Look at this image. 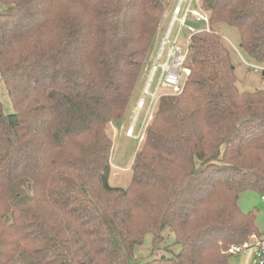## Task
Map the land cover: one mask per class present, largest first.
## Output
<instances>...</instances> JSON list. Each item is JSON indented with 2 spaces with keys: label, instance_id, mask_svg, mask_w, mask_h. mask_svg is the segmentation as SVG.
Wrapping results in <instances>:
<instances>
[{
  "label": "trees",
  "instance_id": "1",
  "mask_svg": "<svg viewBox=\"0 0 264 264\" xmlns=\"http://www.w3.org/2000/svg\"><path fill=\"white\" fill-rule=\"evenodd\" d=\"M168 1L0 0V264H129L148 235L167 251V229L180 252L144 264H230L263 235L238 202L264 197V90L239 91L215 26L264 65V0L200 1L209 28L190 38L182 91L160 97L129 185L111 184V129Z\"/></svg>",
  "mask_w": 264,
  "mask_h": 264
},
{
  "label": "rangeland",
  "instance_id": "2",
  "mask_svg": "<svg viewBox=\"0 0 264 264\" xmlns=\"http://www.w3.org/2000/svg\"><path fill=\"white\" fill-rule=\"evenodd\" d=\"M201 0H169L168 7L166 13L163 17L162 23L165 22L167 25L162 26L157 36L160 35V40L158 41V50L154 53L155 55L152 57L154 51L152 49L150 57L152 61L149 62V72L148 76H146L145 81L140 87L141 83L138 85L134 97L132 99L131 105L129 107L128 113L124 119L115 123V127H112V132L115 138L114 148L111 156V163L114 169L111 176V184L116 187L126 188L131 180L132 170L131 166L137 151L140 150L143 139H144V130L147 124L153 119L154 110L158 104L160 97L171 95V88L168 86H161V92L158 90L153 91L156 88L158 82L161 80L163 76V68L159 67L156 74L152 75L154 67L159 62L160 52L163 43L166 40V35L168 28L172 26V23L175 19V14L180 7V15H178L179 21L173 26V37L178 35V30L181 27V20L186 17V23L184 25L183 30L180 34L179 44L183 47H187L188 38L192 35L190 31H188L189 27H194L195 30H208V23L204 21V17H207V14L203 12ZM190 6V8H189ZM4 8L0 4V10ZM191 10L194 13L187 12ZM202 16V17H200ZM181 22V23H180ZM161 23V24H162ZM161 26V25H160ZM160 28V27H159ZM175 29V30H174ZM215 30L223 37L224 43L226 47L231 52L232 61L235 66V74L237 77V87L241 93L244 92H254L257 90H264V65H261L253 60H251L245 52H243L240 48V33L237 29L232 28L226 24H220L215 26ZM156 36V38H157ZM172 36V35H171ZM157 40V39H156ZM155 40V43L157 42ZM172 42V37L170 38ZM169 41L167 52L164 54L162 59V64L164 65L167 58L168 53L170 51L171 43ZM255 68H258L255 71ZM147 70V67L144 70V74ZM186 76H183V81ZM151 83V84H150ZM156 92V99L152 96H149L147 102L144 106V109L140 113L145 112V122L142 120L140 115L136 120L137 113L139 111L138 102L142 98L143 95L148 93ZM0 98L3 102V106L5 109V113L13 112L10 99L7 94V90L4 82L1 80L0 73ZM138 123V126L136 125ZM142 123V124H141ZM136 127V128H135ZM122 128V129H121ZM133 128V135H130V131ZM239 207L244 212H254L257 215L256 225L261 233L264 235V201L261 195L256 192L247 191L241 194L239 198ZM165 241L161 245L162 248H167V251H157L153 253V236L148 235L144 241V244L138 247L135 251L134 259L129 261V264H144L148 260H151L153 257L158 256H171L173 254H178L181 250V247L175 244V236L173 235L170 229H167L165 232ZM254 251L252 249L245 250L241 253L236 254L230 260V264H255V260L253 257ZM154 254V255H153Z\"/></svg>",
  "mask_w": 264,
  "mask_h": 264
},
{
  "label": "built area",
  "instance_id": "3",
  "mask_svg": "<svg viewBox=\"0 0 264 264\" xmlns=\"http://www.w3.org/2000/svg\"><path fill=\"white\" fill-rule=\"evenodd\" d=\"M190 8V6H189ZM187 12H191L196 14L195 12L191 11L190 9ZM180 7L178 8V11L175 14V19L172 23V26L168 28L167 35H166V40L162 45L161 52H160V58L159 62L156 64L154 67V70L152 72V75L156 74L157 70L159 67L163 68V76H162V86H168L171 88V94L176 95L181 93L182 91V84H183V76L185 75L186 77L189 75L190 71L185 68V61L187 59L188 53H189V43H190V38L188 39L187 47H183L182 45L179 44V39H180V34L183 30L182 27H184L186 23V17L181 20V27L178 30V35L176 37H173V26L176 23V21H179L178 15H180ZM202 17V16H200ZM204 21L208 22V18L204 17ZM175 30V29H174ZM188 31H190L192 34L196 33L195 28L189 27ZM172 35V36H171ZM172 37V42L170 41V38ZM169 41L171 43L170 51L168 53V58L165 62L164 65L162 64V59L164 57V54L167 52V47L169 44ZM258 68H255V71H257ZM151 84V83H150ZM157 92V91H156ZM156 92L155 93H148L142 96L140 101L138 102V108L139 111L136 116V120L138 119V116L144 109V106L147 102V99L149 96H152L154 99H156ZM130 135H133V128L130 131ZM264 201V197H263ZM252 249L254 251L253 257L255 260V264H264V235L258 236V235H253L249 241L246 243H243L241 245H235L232 246L230 249L227 250L226 254L227 255H232L235 256L238 253H241L245 250Z\"/></svg>",
  "mask_w": 264,
  "mask_h": 264
},
{
  "label": "crops",
  "instance_id": "4",
  "mask_svg": "<svg viewBox=\"0 0 264 264\" xmlns=\"http://www.w3.org/2000/svg\"><path fill=\"white\" fill-rule=\"evenodd\" d=\"M166 23L165 22H163L162 24H161V26H160V28H159V31L161 30V27L162 26H165L166 27ZM194 28V27H193ZM196 32H198L197 30H196ZM159 34V33H158ZM193 35V34H192ZM191 35V36H192ZM160 35H158L157 36V42L156 43H154V46H153V50L154 51H152L153 52V55H152V57L155 55L154 53L158 50V47H159V45H160V43H159V45H158V41L160 40ZM190 37V36H189ZM189 39V38H188ZM150 60L152 61V58H149V60L147 61V70H146V72H145V75L143 76V74H144V68H143V71H142V73H141V76H140V80H139V84L141 83V85H140V87L142 86V84H143V82L145 81V79H146V76H148V72H149V62H150ZM145 64V65H146ZM150 64H151V62H150ZM145 67V66H144ZM138 84V85H139ZM162 83H161V80L158 82V84H157V86H156V88L155 89H153V91H160L161 92V90H162ZM137 88H138V86H137ZM154 115V114H153ZM140 117L142 118V120L145 122V119H147L146 117H145V112L144 113H142L141 115H140ZM152 121V120H151ZM150 121V122H151ZM149 122V123H150ZM149 123L147 124V126H146V128H145V130H144V137H145V133H146V129H147V127H148V125H149ZM142 124V123H141ZM137 126H138V123L136 124ZM112 127H115V125L113 124V126ZM136 128V127H135ZM122 129V128H121ZM116 138V137H115ZM144 140V139H143ZM112 167H115V166H113L112 165ZM114 169V168H113Z\"/></svg>",
  "mask_w": 264,
  "mask_h": 264
}]
</instances>
